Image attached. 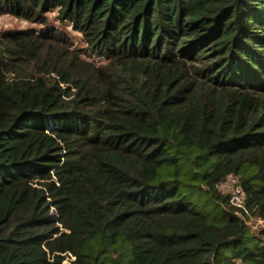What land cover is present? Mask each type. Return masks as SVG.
Wrapping results in <instances>:
<instances>
[{
  "label": "trees",
  "instance_id": "1",
  "mask_svg": "<svg viewBox=\"0 0 264 264\" xmlns=\"http://www.w3.org/2000/svg\"><path fill=\"white\" fill-rule=\"evenodd\" d=\"M53 11L85 53L0 34V264H264V0H0Z\"/></svg>",
  "mask_w": 264,
  "mask_h": 264
},
{
  "label": "rangeland",
  "instance_id": "2",
  "mask_svg": "<svg viewBox=\"0 0 264 264\" xmlns=\"http://www.w3.org/2000/svg\"><path fill=\"white\" fill-rule=\"evenodd\" d=\"M56 13L55 11L50 12L47 14V24H40L35 22H30L23 20L19 17H16L10 13H5L0 15V34L4 31H15L19 29H26V28H33L36 31H42L45 29H57L59 32H61L65 37L68 39L69 44L71 45V48L81 51L82 53H85L86 51V44L82 40V36L80 33L76 32L72 29L71 25L69 24H62L58 22L55 18ZM84 57L95 64H101L105 61L101 58L95 56V55H89L85 54ZM253 226L256 229L261 228L262 226L259 224H254Z\"/></svg>",
  "mask_w": 264,
  "mask_h": 264
},
{
  "label": "built area",
  "instance_id": "3",
  "mask_svg": "<svg viewBox=\"0 0 264 264\" xmlns=\"http://www.w3.org/2000/svg\"><path fill=\"white\" fill-rule=\"evenodd\" d=\"M224 189L229 193V203L236 207L237 209H241L245 214L249 215L245 205V198L243 194L242 187L238 181L236 176H230L227 178L224 183ZM249 221L254 224H259L264 227L263 219H254L253 217H249Z\"/></svg>",
  "mask_w": 264,
  "mask_h": 264
}]
</instances>
